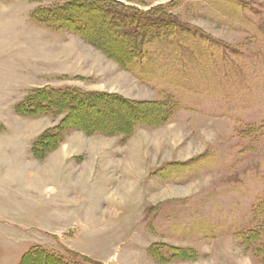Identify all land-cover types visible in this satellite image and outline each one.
<instances>
[{
    "label": "rangeland",
    "instance_id": "rangeland-1",
    "mask_svg": "<svg viewBox=\"0 0 264 264\" xmlns=\"http://www.w3.org/2000/svg\"><path fill=\"white\" fill-rule=\"evenodd\" d=\"M100 5L186 29L146 45L143 79L118 58L138 39L109 48ZM92 14L99 40L76 28ZM43 89L98 96L73 101L71 121L95 115L110 134L71 130L35 158L69 115L22 113ZM36 248L70 263L264 264V0H0V264Z\"/></svg>",
    "mask_w": 264,
    "mask_h": 264
},
{
    "label": "trees",
    "instance_id": "trees-1",
    "mask_svg": "<svg viewBox=\"0 0 264 264\" xmlns=\"http://www.w3.org/2000/svg\"><path fill=\"white\" fill-rule=\"evenodd\" d=\"M83 4L87 5L88 2L83 1ZM99 8L102 12H104L107 15L106 22L110 24L109 27L107 28L105 27V29L109 33H111V37L109 38L110 39L109 48H116V46L119 45V43L122 40H125L127 43H129L130 40L138 39V42L136 44L128 47L127 49L128 53L126 55L125 53L119 54V51H115V54L116 55L119 54L118 58H119V61H120L119 63L121 66H123L127 71L132 72L135 75L142 77L143 79H147L145 76H142L143 75L142 73L144 72L145 69H148L147 67L149 66V63L145 61V58L146 57L148 58V55L150 54V52L147 50L146 45L147 44L150 45L153 43H159L164 40L174 38L175 35H181L180 33L184 29H186L185 28L186 26L183 25L180 21L173 19V18H163L161 15L160 16L153 15V16L144 17L136 13L135 14L128 13V12L123 11L122 9H118V8L114 9L109 6L105 8L102 5H100ZM93 16H96V14L95 15L92 14L88 16V19L90 18L88 29L87 28L81 29L78 27L76 28H77V31H79L80 33H87L89 32V30H92V31L94 30V32L96 33L95 38L99 40L100 37L99 36L97 37V33L101 32L104 29L102 28V26L95 27L92 24L91 20L93 19ZM123 26H124V29L125 28L127 29L124 30L122 28ZM151 28H154V29L151 30ZM96 43L97 42H95L94 45H96ZM99 47L101 46L99 45ZM109 48H106L105 52L114 57L112 51ZM94 96L95 95L93 94L85 93L82 91L74 92L68 89L67 90H63V89H46L45 90L43 89L40 91L37 90L34 92L32 97L30 96L31 101L30 103L27 104V110H24V112L21 111L22 113H25V115H31L33 117L34 116L38 117L40 113L37 114L38 112L33 110L32 105L40 104V103L45 104L44 108H49V107L55 108L56 109L55 111H57L62 105L63 107L65 106V110L69 112V115L63 121L60 127L55 128V130L53 131L48 130L47 132H45V134L41 135L35 141L32 147V154L35 158L44 160L51 152L57 150L60 147V145L64 142L66 135L69 134L71 130H76V131L83 130L87 134L89 133H93V134L100 133V134H106V135L110 134L109 132H106L103 128H99V125L95 123L94 120L97 117L95 115L92 116L89 120L80 119V121H76L75 123L71 121L72 112L78 109V105L80 106L91 105L92 104L91 100L92 99L95 100L96 97H98V96H95V97ZM169 99L170 100H168L167 102H169V104L171 103L173 105L171 107L174 108V104L177 105V103H175L173 99L171 98ZM96 100H99L100 102V98ZM73 101L78 102V105L73 103ZM87 102H91V104ZM126 103H127V107L132 108V105L133 107H136V109L132 110V114H135L136 112L137 113L140 112V108L138 107V105L131 103L129 101H127ZM161 103L162 104L158 105L160 113L163 112V114L165 113L167 115L169 114L171 117L172 116L171 113L167 112L168 107H169L168 103H166V101L161 102ZM93 105L97 106L98 104L97 102L93 101ZM99 105L97 106V108L101 111V114L99 115H102L104 117H110L108 116L109 112H106L104 108L102 109V104H99ZM143 106H146V105H142L141 107ZM77 111L79 112V110ZM77 111L75 112V115L79 114L77 113ZM103 112L107 114H103ZM150 112L154 113V112H157V110L156 111L154 110V112L153 111H150ZM150 114L151 113H149V111L144 112L142 114L139 113V115L136 114L137 120L135 121L136 122L135 124H139V123L145 124L148 122H152L149 117ZM160 118L164 119L165 116L164 117L160 116L159 119ZM68 121H70L72 124L69 123ZM135 124L133 125L135 126ZM133 129L134 128L132 126L130 130L128 129L120 130V131H116L115 133L118 134L119 132H121L128 136L133 133L134 131ZM253 231L254 230L251 228V229L243 230L242 232H239V233L245 234L246 236L248 234L253 233ZM248 236L250 239L251 236L250 235ZM32 256L37 258V260L35 259L34 264H46V263L47 264H103L98 261L88 259L86 257H84V260H85L84 263L83 262H75V263L66 262L62 258L56 257L53 254H49L45 252L44 250H40V248L33 249L29 253H27L24 256L21 264H27L30 261Z\"/></svg>",
    "mask_w": 264,
    "mask_h": 264
},
{
    "label": "bare ground",
    "instance_id": "bare-ground-1",
    "mask_svg": "<svg viewBox=\"0 0 264 264\" xmlns=\"http://www.w3.org/2000/svg\"><path fill=\"white\" fill-rule=\"evenodd\" d=\"M114 42V41H113Z\"/></svg>",
    "mask_w": 264,
    "mask_h": 264
}]
</instances>
